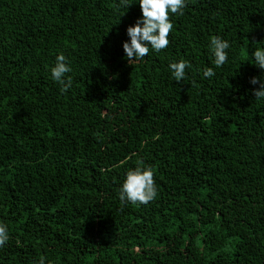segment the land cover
<instances>
[{
    "label": "trees",
    "instance_id": "16d2710c",
    "mask_svg": "<svg viewBox=\"0 0 264 264\" xmlns=\"http://www.w3.org/2000/svg\"><path fill=\"white\" fill-rule=\"evenodd\" d=\"M183 12L166 49L128 62L138 4L0 0V264H264V100L250 83L264 79V0ZM216 36L231 45L220 68ZM137 166L154 173L147 205L119 199Z\"/></svg>",
    "mask_w": 264,
    "mask_h": 264
},
{
    "label": "clouds",
    "instance_id": "9594fccd",
    "mask_svg": "<svg viewBox=\"0 0 264 264\" xmlns=\"http://www.w3.org/2000/svg\"><path fill=\"white\" fill-rule=\"evenodd\" d=\"M132 4H138L141 16L137 18L134 25L126 29L128 39L123 42L122 48L125 57L129 61H143L149 51L159 53L169 46V33L173 29L170 14L183 15L186 7V0H120V5L129 9ZM231 45L220 36L214 37L210 42L215 68L222 67L228 60V49ZM254 65L264 70V47L253 53ZM172 78L179 83L186 79V69L192 67L186 60L171 62L168 65ZM73 68L68 58L60 53L55 58V65L51 68V77L58 84L62 85L61 92H66L72 87V78L68 76ZM216 72L212 67L203 70V78H212ZM252 85L259 84V89L254 91L258 100H264V79L253 77L250 80ZM195 87V82H193ZM157 196V187L154 180V173L151 167L136 168L126 172L119 191V199L132 204L147 205ZM9 240L7 225L0 223V247H3ZM44 264V261H41Z\"/></svg>",
    "mask_w": 264,
    "mask_h": 264
}]
</instances>
